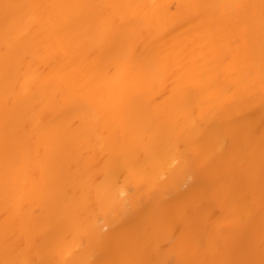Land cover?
<instances>
[{"label":"bare ground","instance_id":"6f19581e","mask_svg":"<svg viewBox=\"0 0 264 264\" xmlns=\"http://www.w3.org/2000/svg\"><path fill=\"white\" fill-rule=\"evenodd\" d=\"M0 264H264V0H0Z\"/></svg>","mask_w":264,"mask_h":264}]
</instances>
